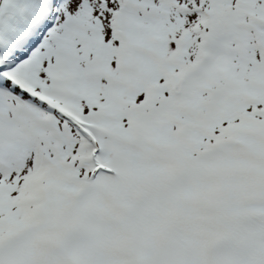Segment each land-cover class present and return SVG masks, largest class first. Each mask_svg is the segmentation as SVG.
Instances as JSON below:
<instances>
[{
	"label": "snow or ice",
	"instance_id": "obj_1",
	"mask_svg": "<svg viewBox=\"0 0 264 264\" xmlns=\"http://www.w3.org/2000/svg\"><path fill=\"white\" fill-rule=\"evenodd\" d=\"M0 264H264V0H0Z\"/></svg>",
	"mask_w": 264,
	"mask_h": 264
}]
</instances>
